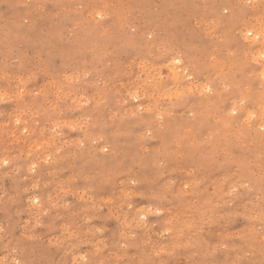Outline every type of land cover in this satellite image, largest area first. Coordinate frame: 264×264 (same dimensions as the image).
Instances as JSON below:
<instances>
[{"label": "rangeland", "instance_id": "374dc122", "mask_svg": "<svg viewBox=\"0 0 264 264\" xmlns=\"http://www.w3.org/2000/svg\"><path fill=\"white\" fill-rule=\"evenodd\" d=\"M263 17L0 0V264H264Z\"/></svg>", "mask_w": 264, "mask_h": 264}, {"label": "bare ground", "instance_id": "6f19581e", "mask_svg": "<svg viewBox=\"0 0 264 264\" xmlns=\"http://www.w3.org/2000/svg\"><path fill=\"white\" fill-rule=\"evenodd\" d=\"M19 6H20V5H19ZM208 7H209V5H208ZM212 7H213V6H212ZM96 10H97V9H96ZM87 11H89V10H87ZM91 12H92V11H91ZM94 12H95V11H94ZM115 12H116V11H115ZM86 13H87V12H86ZM90 14H91V13H90ZM99 14H100V13H99ZM77 15H78V14H77ZM84 16H85V15H84ZM124 16H125V15H124ZM77 17H78V16H77ZM79 17H80V16H79ZM85 17H86V16H85ZM94 17H95V16H94ZM254 17H255V16H254ZM263 18H264V17H263ZM250 19H251V18H250ZM256 20H258V19H256ZM204 21H205V20H204ZM262 21H263V20H262ZM205 22H206V21H205ZM207 22H208V21H207ZM207 22H206V23H207ZM241 22H242V21H241ZM247 22H248V21H247ZM258 22H259V21H258ZM95 23H96V22H95ZM199 23H200V22H199ZM201 23H202V22H201ZM249 23H250V22H249ZM261 23H262V22H260V24H261ZM263 23H264V21H263ZM263 23H262V24H263ZM255 24H256V23H255ZM80 25H81V24H80ZM259 26H262V25H259ZM84 27H85V26H84ZM90 27H91V26H90ZM241 27H242V29H243L244 26L241 25ZM244 28L249 29L248 27H244ZM256 28H258V26H257ZM262 28H263V26H262ZM210 29H211V28H210ZM235 29H236V28H235ZM250 29H252V28H250ZM260 29H261V28H260ZM260 29H259V30H260ZM76 30H78V29H76ZM238 30H239V29H238ZM74 31H75V30H74ZM78 31H79V30H78ZM242 31H243V30H242ZM242 31H241V34H242ZM255 31H257V29H255ZM251 32H252V31H251ZM261 32H262V29H261ZM263 32H264V31H263ZM243 33H244V32H243ZM254 33H255V32H254ZM85 34H86V33H85ZM241 34H240V35H241ZM245 34H246V33H245ZM248 34L250 35V33H248ZM252 34H253V32H252ZM259 35H260V34H259ZM83 36H84V35H83ZM241 36H243V35H241ZM246 36H247V35H246ZM38 37H39V36H38ZM96 37H97V36H96ZM109 37H110V36H109ZM243 37L245 38V36H243ZM99 38H100V37H99ZM192 38H193V37H192ZM195 38H196V37H195ZM261 38H262V37H261ZM11 39H12V37H11ZM36 39H37V38H36ZM95 39H96V38H95ZM104 39H105V38H104ZM213 39H214V38H213ZM246 39H248V38H246ZM256 39H257V38H256ZM256 39H255V40H256ZM13 40H14V39H13ZM252 40H253V39H252ZM53 41H54V40H53ZM244 41H245V40H244ZM249 41H250V40H249ZM257 41H258V39L256 40V42H257ZM16 42H17V41H16ZM16 42H15V43H16ZM247 42H248V41H247ZM251 42H252V41H251ZM251 42H250V43H251ZM254 42H255V41H254ZM254 42H253V44H251V45L256 44V42H255V43H254ZM95 43H96V42H95ZM21 44H22V43H21ZM124 44H125V43H124ZM257 44H259V43H257ZM137 45H138V44H137ZM125 46H126V45H125ZM161 46H162V45H161ZM259 46H261V45H259ZM259 46H258V48H261V47H259ZM262 46H263V45H262ZM12 47H13V46H12ZM127 47H128V45H127ZM129 47H130V46H129ZM131 47H132V46H131ZM263 47H264V46H263ZM189 48H190V47H189ZM191 48H192V47H191ZM249 48H250V47H249ZM142 49H143V48H142ZM193 49H194V48H193ZM244 49L246 50L247 48H244ZM156 50H157V49H156ZM211 50H212V49H211ZM242 50H243V49H242ZM252 50H253V49H252ZM252 50H251V51H252ZM256 50H257V52L259 53L258 55L260 56V52L258 51V49H256ZM263 50H264V48H263ZM119 51H120V50H119ZM157 51H158V50H157ZM257 52L255 51V53H257ZM62 53H63V51H62ZM107 53H109V52H107ZM261 53H262V50H261ZM181 54H182V53H181ZM248 54H250V53H247V55H248ZM241 55H243L242 57L245 58V54H244V53H243V54L241 53ZM249 56H250V55H249ZM259 56H258V57H259ZM112 57H113V55H112ZM183 57H184V56H183ZM240 57H241V56H240ZM246 58H247V57H246ZM250 58H252V56H250ZM250 58H249V61H250ZM81 59H82V58H81ZM184 59H185V58H184ZM206 59H207V58H206ZM261 59H262V58H261ZM142 60H143V59H142ZM171 60H172V59H171ZM252 60H254V62H255L256 59L254 58V59H252ZM257 60H258V58H257ZM115 61H116V60H115ZM146 61H147V60H146ZM172 61H173V60H172ZM176 61H177V60H176ZM179 62H180V61H179ZM184 62H185V61H184ZM211 62H213V61H211ZM241 62H242V61H241ZM254 62H252V63H254ZM147 63H148V62H147ZM245 63H246V62H245ZM245 63H244V66H246ZM247 63H248V62H247ZM250 63H251V62H250ZM130 65H131V64H130ZM178 65H179V64H178ZM131 66H132V65H131ZM140 66H141V65H140ZM235 66H238V67H239L240 65H235ZM242 66H243V63H242V65L240 66L241 69L243 68ZM248 66H249V65H248ZM104 67H105V66H104ZM146 67H147V66H146ZM204 67H205V66H204ZM238 67H235V68H238ZM261 67H262V65H261ZM261 67H260V68H261ZM176 68H177V67H175V69H176ZM191 68H192V67H191ZM245 68H247V67H245ZM245 68H244V69H245ZM260 68H259V70H261ZM184 69H185V68H184ZM248 69H249V71H250V70L253 71V69H250V68H248ZM248 69H247V70H248ZM263 69H264V68H262V70H263ZM237 70H238V69H237ZM242 70H243V69H242ZM245 70H246V69H245ZM255 71H256V70H255ZM256 72H257V71H256ZM135 73H136V72H135ZM185 73H186V72H185ZM253 73H254V72H253ZM253 73L251 74L252 76H253ZM189 74H190V73H189ZM246 74H247V73H246ZM248 74H249V72H248ZM254 74H255V73H254ZM259 74H260V73H259ZM241 75H242V74H241ZM139 76H140V75H139ZM153 76H154V75H153ZM160 76H161V75H160ZM200 76H201V75H200ZM213 76H214V75H213ZM213 76H212V77H213ZM255 76H256V75H255ZM151 77H152V76H151ZM234 77H235V75H234ZM258 77H259V76H258ZM258 77H257V78H258ZM190 78H191V77H190ZM261 78H262V77H261ZM155 79H156V77H155ZM155 79H154V80H155ZM158 79H159V78H158ZM241 79H242V78H241ZM258 79H259V78H258ZM262 79H263V78H262ZM151 80H152V79H151ZM184 80H185V79H184ZM127 82H128V81H127ZM145 82H146V81H145ZM155 82H157V81H155ZM219 82H220V81H219ZM119 83H120V82H119ZM196 83H197V82H196ZM196 83H195V84H196ZM116 84H117V83H116ZM146 84H147V83H146ZM155 84H156V83H155ZM159 84H160V82H159ZM250 84H251V83H250ZM193 85H194V84H193ZM221 85H222V84H221ZM224 85H225V84H224ZM239 85H240V84H239ZM157 86H158V85H157ZM198 86H199V85H198ZM203 86H204V85H203ZM225 86H226V85H225ZM141 87H142V86H141ZM207 87H208V86H207ZM239 87H240V86H239ZM243 87H244V86H243ZM160 88H161V85H160ZM195 88H196V85H195ZM195 88H194V89H195ZM227 88H228V87H227ZM206 89H207V88H206ZM195 90H196V89H195ZM202 90H203V89H202ZM263 90H264V89H263ZM117 92H118V90H117ZM263 92H264V91H263ZM146 93H147V92H146ZM153 93H154V92H153ZM153 93H152V94H153ZM221 93H222V92H221ZM239 93H240V92H239ZM261 93H262V92H261ZM252 94H253V93H252ZM252 94H251V95H252ZM105 95H106V94H105ZM123 95H124V94H123ZM106 96H107V95H106ZM118 96H120V95H118ZM155 96H156V95H155ZM155 96H154V97H155ZM180 96H181V95H180ZM223 96H224V95H223ZM186 97H187V96H186ZM220 97H221V95H220ZM229 97H230V96H229ZM249 97H250V96H249ZM249 97H248V98H249ZM224 98H225V97H224ZM246 98H247V97H246ZM252 98H253V97H252ZM255 98H256V96H255ZM74 99H75V98H74ZM141 99H142V98H141ZM256 99H257V98H256ZM147 100H148V99H147ZM245 100H246V99H245ZM247 100H248V99H247ZM247 100H246V101H247ZM253 100H254V98H253ZM216 101H217V100H216ZM251 101H252V100H251ZM255 101H256V100H255ZM257 101H258V100H257ZM171 102H172V101H171ZM226 102H227V101H226ZM226 102H225V103H226ZM247 102L249 103V101H247ZM252 102H254V101H252ZM252 102H251V103H252ZM259 102H260V101H259ZM261 102H263V101L261 100ZM123 103H124V102H123ZM255 103H256V102H255ZM125 104H126V103H125ZM183 104H184V103H183ZM216 104H217V103H216ZM216 104H215V105H216ZM258 104H259V103H258ZM260 104H261V103H260ZM154 105H155V104H154ZM198 105H199V104H198ZM256 105H257V103H256ZM148 106H149V105H148ZM159 106H160V105H159ZM253 106H254V104H253ZM261 106L264 107V104L262 103ZM139 107H140V106H139ZM152 107H153V106H152ZM255 107H256V106H255ZM255 107H254V108H255ZM262 107H261V108H262ZM175 108H176V106H175ZM179 108H180V107H179ZM187 108H188V107H187ZM205 108H206V107H205ZM236 108H237V107H236ZM238 108H241V110H242V107H238ZM117 109H118V108H117ZM144 109H145V108H144ZM166 109H167V108H166ZM203 109H204V108H203ZM244 109L248 110L247 108H244ZM263 109H264V108H263ZM230 110H231V109H230ZM255 110H256V109H255ZM257 110H259V108H258ZM257 110H256V111H257ZM189 111H190V110H189ZM202 111H203V110H202ZM204 111H205V110H204ZM235 111H236V109H235ZM244 111H245V110H244ZM244 111L242 110V113H244ZM251 111H252V110H251ZM251 111L248 110V111H246L245 113H249V112H251ZM261 111H262V110H260V112H261ZM238 112H239V111H238ZM166 113H167V112H166ZM205 113H206V112H205ZM235 113H236V112H235ZM245 113H244V114H245ZM254 113H255V112H254ZM132 114H133V113H132ZM161 114H162V113H161ZM168 115H169V114H168ZM211 115H212V114H211ZM246 115L248 116V114H246ZM252 115L254 116V114H252ZM261 115H262V113H261ZM261 115H260V116H261ZM240 116L242 117L243 115H240ZM256 116H257V115H256ZM260 116H259V117H260ZM263 116H264V113H263ZM158 117H159V116H158ZM249 117H250V116L245 117L244 120H245V119L247 120V118H249ZM82 118H83V117H82ZM207 118H208V116H207ZM261 118L263 119L262 116H261ZM141 119H142V118H141ZM255 119H258V118L255 117ZM255 119H253V120L255 121ZM121 120H122V119H121ZM203 120H204V119H203ZM241 120H242V119H241ZM51 121H52V120H51ZM76 121H77V120H76ZM81 122H82V121H81ZM195 122H196V121H195ZM248 122H250V120H249ZM252 122H253V121H252ZM258 122H259V121H258ZM261 122H262V121H261ZM52 123H53V122H52ZM91 123H92V122H91ZM243 123H244V122H243ZM116 124H117V123H116ZM246 124H247V122H246ZM249 124H250V123H249ZM78 125H79V124H78ZM120 125H121V124H120ZM161 125H162V124H161ZM243 125H244V124H243ZM252 125H253V123H252ZM260 125H261V124H260ZM263 125H264V124H263ZM127 126H128V125H127ZM191 126H192V125H191ZM214 126L216 127V125H214ZM224 126H225V125H224ZM239 126H240V125H239ZM71 127H72V126H71ZM119 127H120V126H119ZM162 127H163V126H162ZM193 127H194V126H193ZM257 127H258V126H257ZM102 128H104V127H102ZM151 128H152V126H151ZM235 128H236V127H235ZM243 128H245V127H243ZM258 128H259V127H258ZM260 128H261V127H260ZM74 129H75V127H74ZM118 129H119V128H118ZM188 129H189V128H188ZM252 129H253V128H252ZM119 130H120V129H119ZM215 130H216V129H215ZM99 131H100V129H99ZM154 132H155V131H154ZM187 132H188V131H187ZM34 133H35V132H34ZM159 133H160V132H159ZM217 133H218V132H217ZM138 134H139V133H138ZM209 134H210V133H209ZM222 134H223V133H222ZM225 134H226V133H225ZM136 135H137V134H136ZM151 135H152V134H151ZM180 135H181V134H180ZM84 136H85V135H84ZM31 137H32V136H31ZM111 137H112V136H111ZM134 137H135V136H134ZM158 137H159V136H158ZM176 137H177V136H176ZM241 137H242V136H241ZM243 137H244V136H243ZM35 138H36V137H35ZM100 138H101V137H100ZM203 138H204V137H203ZM80 139H81V138H80ZM204 139H205V138H204ZM37 140H38V139H37ZM157 140H158V139H157ZM176 140H177V139H176ZM206 140H208V138H207ZM206 140H205V141H206ZM238 140H239V139H238ZM114 141H115V139H114ZM114 141H113V142H114ZM160 141H161V140H160ZM44 142H45V141H44ZM176 142H177V141H176ZM247 142H248V141H247ZM98 143H99V142H98ZM118 143H119V142H118ZM161 143H162V142H161ZM189 144H190V143H189ZM102 145H104V144H102ZM130 145H131V144H130ZM161 145H162V144H161ZM173 146H174V145H173ZM201 146H202V145H201ZM248 146H249V145H248ZM248 146H246V147H248ZM253 146H254V145H253ZM31 147H33V146H31ZM39 148H40V147H39ZM179 148H180V147H179ZM179 148H178V149H179ZM218 148H219V147H218ZM251 148H252V147H251ZM255 148H256V147H255ZM255 148H253V149H255ZM36 149H37V148H36ZM87 149H88V148H87ZM219 149H220V148H219ZM253 149H252V150H253ZM79 150H80V149H79ZM96 150H97V149H96ZM172 150H173V149H172ZM172 150H171V151H172ZM100 151H101V150H100ZM146 151H148V150H146ZM17 152H18V151H17ZM41 152H42V151H41ZM41 152H40V153H41ZM93 152H94V151H93ZM100 156H101V155H100ZM100 156H99V157H100ZM113 156H114V155H113ZM125 156H126V155H125ZM154 156H155V155H154ZM137 157H138V156H137ZM38 158H39V157H38ZM158 158H159V157H158ZM41 159H42V158H41ZM41 159H40V160H41ZM156 159H157V158H156ZM65 160H66V159H65ZM116 160H117V159H116ZM146 160H147V159H146ZM117 161H118V160H117ZM138 161H139V160H138ZM136 162H137V161H136ZM70 164H71V163H70ZM55 165H56V164H55ZM223 166H224V165H223ZM147 173H148V172H147ZM129 175H130V174H129ZM139 176H140V175H139ZM142 177H143V176H142ZM144 178H145V177H144ZM228 179H229V178H228ZM122 180H123V179H122ZM132 183H133V182H132ZM243 184H244V183H243ZM219 185H220V184H219ZM192 190H193V189H192ZM194 191H195V190H194ZM88 196H89V195H88ZM172 196H174V195H172ZM35 200H36V199H35ZM204 205H205V204H204ZM131 206H132V205H131ZM215 206H216V205H215ZM107 209H108V208H107ZM144 210H145V209H144ZM168 210H169V209H168ZM124 212H125V211H124ZM196 212H197V211H196ZM140 217H141V216H140ZM144 217H145V216H144ZM137 218H138V217H137ZM132 221H133V220H132ZM130 223H131V222H130ZM138 224H139V223H138ZM140 224H141V223H140ZM183 249H184V248H183ZM73 260H74V259H73Z\"/></svg>", "mask_w": 264, "mask_h": 264}]
</instances>
